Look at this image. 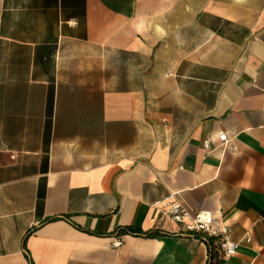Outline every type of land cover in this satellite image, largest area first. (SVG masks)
<instances>
[{
  "label": "crops",
  "instance_id": "crops-1",
  "mask_svg": "<svg viewBox=\"0 0 264 264\" xmlns=\"http://www.w3.org/2000/svg\"><path fill=\"white\" fill-rule=\"evenodd\" d=\"M168 193L235 253L159 222ZM211 244L264 264V0H0V264H210Z\"/></svg>",
  "mask_w": 264,
  "mask_h": 264
},
{
  "label": "built area",
  "instance_id": "built-area-1",
  "mask_svg": "<svg viewBox=\"0 0 264 264\" xmlns=\"http://www.w3.org/2000/svg\"><path fill=\"white\" fill-rule=\"evenodd\" d=\"M218 141L222 146L227 145L229 139L225 132L218 133ZM158 212L159 222L169 221L175 224L181 232H201L214 236L223 257H229L235 253L237 242L229 239V227L216 225L210 212L204 210H191L182 205L173 193H168L153 203ZM122 237L116 236L112 241V247L121 245Z\"/></svg>",
  "mask_w": 264,
  "mask_h": 264
},
{
  "label": "trees",
  "instance_id": "trees-1",
  "mask_svg": "<svg viewBox=\"0 0 264 264\" xmlns=\"http://www.w3.org/2000/svg\"><path fill=\"white\" fill-rule=\"evenodd\" d=\"M127 230L132 231L133 228H127ZM217 257H218L217 248L215 246H213L212 244L209 245V260H210V264H219L220 260Z\"/></svg>",
  "mask_w": 264,
  "mask_h": 264
}]
</instances>
